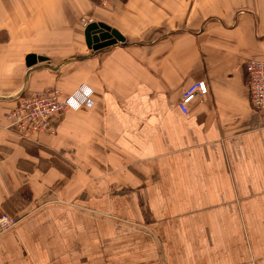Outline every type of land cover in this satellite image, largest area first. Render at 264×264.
Masks as SVG:
<instances>
[{
    "label": "crops",
    "instance_id": "obj_1",
    "mask_svg": "<svg viewBox=\"0 0 264 264\" xmlns=\"http://www.w3.org/2000/svg\"><path fill=\"white\" fill-rule=\"evenodd\" d=\"M101 23L125 40L89 48ZM249 61L264 0H0V264H264ZM49 86L72 108L20 140L14 95Z\"/></svg>",
    "mask_w": 264,
    "mask_h": 264
},
{
    "label": "built area",
    "instance_id": "obj_2",
    "mask_svg": "<svg viewBox=\"0 0 264 264\" xmlns=\"http://www.w3.org/2000/svg\"><path fill=\"white\" fill-rule=\"evenodd\" d=\"M247 80L250 90L252 108L257 111L264 124V61H249L247 63ZM207 93V86L203 81L192 84L183 94L179 102L180 108L187 113L188 104L196 96ZM60 91L53 86L42 90L25 92L17 97L15 108L9 115L10 127L21 137L28 139L42 132H54L52 118L63 108L70 107L73 100H61ZM71 99V101H69ZM7 213L0 215V230L6 231L16 224Z\"/></svg>",
    "mask_w": 264,
    "mask_h": 264
},
{
    "label": "water",
    "instance_id": "obj_3",
    "mask_svg": "<svg viewBox=\"0 0 264 264\" xmlns=\"http://www.w3.org/2000/svg\"><path fill=\"white\" fill-rule=\"evenodd\" d=\"M87 38L89 48L93 50H100L117 44L119 41H124L123 35L116 29L111 28L106 24H99L94 29L93 25L87 28ZM47 57L42 55L30 54L27 56V65L29 67L37 64L38 62L46 61ZM21 93L14 95L17 98Z\"/></svg>",
    "mask_w": 264,
    "mask_h": 264
},
{
    "label": "rangeland",
    "instance_id": "obj_4",
    "mask_svg": "<svg viewBox=\"0 0 264 264\" xmlns=\"http://www.w3.org/2000/svg\"><path fill=\"white\" fill-rule=\"evenodd\" d=\"M183 24H184V22H183ZM54 88H56V89H58L59 91H60V94H59V97H60V99L61 100H64V101H67L69 98H70V96H72L73 94H77V92H78V90H76V92L75 93H72L71 95H65L64 93H63V91L61 90V89H59V87H57V86H53ZM47 88V87H46ZM45 89V88H44ZM24 93L25 92H21V94L22 95H24ZM17 94H19V93H17ZM16 94V95H17ZM69 101H71V99L69 100ZM16 102H18V100H16ZM15 102V103H16ZM16 105V104H15ZM72 106H73V104L71 103V105H70V107H68V108H63L61 111H59V113H57L53 118H52V120H51V122L53 123V126H54V132H50V131H48V132H42V133H38L36 136H33V137H29L28 139H26V138H23V137H21L18 133H16L15 131H14V129L12 128V127H10V124H11V120L9 119V115H10V113L12 112V110L15 108V106L13 105L12 106V108H10V110H9V114H8V120H7V128L8 129H10V130H12V131H14L16 134H17V136L20 138V140H22V141H36L39 137H40V135H43V134H55L56 132H57V127L55 126V120H56V118L58 117V116H62L63 114H65L69 109H71L72 108ZM12 216H14V215H12ZM11 216V217H12ZM15 217V216H14ZM14 217H12V218H14ZM15 221H17V219H14ZM17 223V222H16Z\"/></svg>",
    "mask_w": 264,
    "mask_h": 264
}]
</instances>
